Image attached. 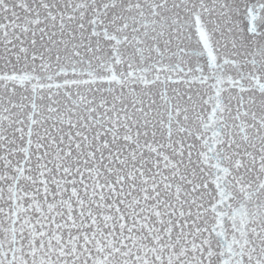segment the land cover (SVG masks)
Returning a JSON list of instances; mask_svg holds the SVG:
<instances>
[{
    "label": "snow or ice",
    "instance_id": "6c2138e0",
    "mask_svg": "<svg viewBox=\"0 0 264 264\" xmlns=\"http://www.w3.org/2000/svg\"><path fill=\"white\" fill-rule=\"evenodd\" d=\"M0 264H264V0H0Z\"/></svg>",
    "mask_w": 264,
    "mask_h": 264
}]
</instances>
